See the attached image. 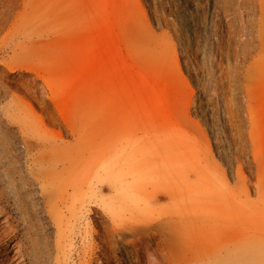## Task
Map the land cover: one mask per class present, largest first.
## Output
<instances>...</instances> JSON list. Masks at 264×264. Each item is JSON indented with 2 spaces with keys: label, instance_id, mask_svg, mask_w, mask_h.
I'll use <instances>...</instances> for the list:
<instances>
[{
  "label": "rangeland",
  "instance_id": "374dc122",
  "mask_svg": "<svg viewBox=\"0 0 264 264\" xmlns=\"http://www.w3.org/2000/svg\"><path fill=\"white\" fill-rule=\"evenodd\" d=\"M261 8L0 0V177L10 165L18 180L30 125L66 141L86 127L95 167L49 213L53 250L38 212L19 206L25 188L0 180L17 228L0 238V256L11 263L6 247L19 238L23 264H264V75L248 76L264 43ZM125 136L141 167L121 159ZM194 206L224 212L216 225L170 218Z\"/></svg>",
  "mask_w": 264,
  "mask_h": 264
},
{
  "label": "bare ground",
  "instance_id": "6f19581e",
  "mask_svg": "<svg viewBox=\"0 0 264 264\" xmlns=\"http://www.w3.org/2000/svg\"><path fill=\"white\" fill-rule=\"evenodd\" d=\"M261 5H262V8L260 11V21H261L260 29L262 32H264V0H261ZM256 11H257V8L255 12ZM240 19H243V17H241ZM242 22L241 24L243 28L241 32H243L242 38H244L247 35V29L245 26H243ZM254 49L257 50V55H256L257 58L249 68L248 76H249L250 82H255L257 79H259L261 76L264 75V63H263V60L260 58L264 54V43L257 44L256 46H254ZM20 100L18 97H16L14 99L13 104L18 106V103L20 102ZM77 130H78L77 136L71 141H66V140L60 139L61 137L59 138L60 140H58L59 134L53 131V129L49 127L30 125V127L26 130L27 138L24 143L25 149H26L25 150L26 156L24 155V157H22V163H21L22 167H21V170L19 171V178H18L19 181L17 180V177H15L14 175L8 172V170L12 169V166L10 165L8 166V168H6L7 172L1 173L2 177H0V180H2V182L7 185H13V184L15 185V183H17V184L22 185V187L25 188L18 198L19 206L23 210L24 209L28 210L31 207L32 209L38 212L39 221L41 225H43L48 230V236L50 239L52 250L55 249V246H56V243H55L56 240L54 239L55 238V227L51 223V220L49 218V213L51 211L57 213L59 204L61 202L68 203L69 201L68 199L74 195V193L70 191V187H71L70 184L73 181L76 182L75 180H78L80 184L85 183L87 181L88 174H90L95 168V167L93 168V166L90 163L89 154H88L87 147H86V141L92 140L93 138L89 134V130L86 127L79 125L77 127ZM98 135L99 137L102 136V130H100ZM121 137H124V136H121ZM132 140H135V136H134V139ZM123 142L125 143L121 144V146L119 147V151L121 150V153H120L121 159L127 160V161L128 160L133 161L132 163L136 164L135 165L136 167H141L142 165H144L146 163V160L139 159L138 155H140V152H139V149L134 146L135 144L134 141H130L129 138L125 136V139L123 140ZM119 143H122V142H119ZM20 148H21V145H20ZM90 156H93V155H90ZM103 156L105 157L104 151L102 149H99L98 157L100 161L102 160ZM3 159H6V157L0 155V162ZM77 162L82 163L81 169H78L75 167V163ZM178 162H181V161L178 160ZM60 166H62L65 171L64 175L60 171V168H61ZM179 171H180V168H179ZM7 206H8V201L3 198L2 193L0 192V238L4 237L5 235H8V236L11 235L17 229L16 226L12 224V222L10 221L11 215H10L9 210H7ZM222 212H224L222 209H217V208L216 209H213V208L203 209V207L199 208L197 206H194L189 212L187 211L184 212L183 210H176L174 212V217L171 216L170 218L172 220H176L179 222L191 221L194 223V225H199V224L201 225V223L204 224V222L209 225H212L213 223L216 225V221L220 222V219L217 218V216H219L220 213ZM202 214L207 215L206 220H204V218L202 217ZM188 245H191V243ZM6 250H9L11 252L10 258L12 262L8 263V261H6L5 258L1 257L2 256L1 255L0 264H23L24 263V259H25L24 241H22L19 238H14L11 241V243L6 247Z\"/></svg>",
  "mask_w": 264,
  "mask_h": 264
}]
</instances>
